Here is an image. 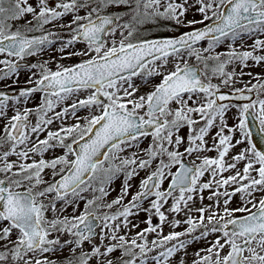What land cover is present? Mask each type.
Instances as JSON below:
<instances>
[{
	"label": "snow or ice",
	"instance_id": "snow-or-ice-1",
	"mask_svg": "<svg viewBox=\"0 0 264 264\" xmlns=\"http://www.w3.org/2000/svg\"><path fill=\"white\" fill-rule=\"evenodd\" d=\"M121 5L129 11L106 14ZM192 9L200 19H187ZM161 22L191 31L144 38L142 26ZM57 44L62 60L79 62L32 63L29 87L0 92V264H171L212 234L193 264H264V150L252 131L264 141V78L242 80L249 61L264 62V0H0V80ZM55 149L62 154L46 158ZM237 194L240 205L229 207ZM141 213L148 226L130 238ZM167 213H185L183 232L163 235L166 223L181 225Z\"/></svg>",
	"mask_w": 264,
	"mask_h": 264
},
{
	"label": "rangeland",
	"instance_id": "rangeland-1",
	"mask_svg": "<svg viewBox=\"0 0 264 264\" xmlns=\"http://www.w3.org/2000/svg\"><path fill=\"white\" fill-rule=\"evenodd\" d=\"M54 1V2H58V0H50ZM30 3L33 4V6H35V4L37 3V0H29ZM129 11L128 8H126L125 6L121 5L119 7L117 6H110L108 9H106V14H111V15H122L125 14ZM80 15H85V11H81L79 13ZM31 16L26 17L25 19H22L21 21L15 22L13 24V28L15 29L16 27H22L27 20H30ZM130 19V16L125 15L124 16V20L121 21V23H123L125 20ZM187 19L191 20V19H200V16L198 13L195 12V9H192L189 11V13L187 14ZM71 20V16H67L65 18H63V20H61L59 23H69ZM200 25H197V27H199ZM46 30H52V31H56L58 33H60L61 35L66 36L67 35V29H61L58 26L54 27L53 25H48L46 26ZM186 30H190V28H185V27H177L175 24L171 23V22H161L160 24H153V23H149L146 24L144 26L141 27V32L144 36V38L146 39H150V38H154V37H171V36H175L178 35ZM41 33L39 32H35V33H30V35H40ZM118 38V37H117ZM252 43L251 40L246 41L245 47L242 48L241 50H246L247 49V45H250ZM206 46V45H205ZM59 47V45H55L51 48V50L45 51L43 53H41L38 57H28L26 58L24 61L29 62V63H37V62H47L48 65L55 70L56 68V64L60 63L63 64L65 66H69L75 63L79 62V58L73 57L70 59H61V54L57 51V48ZM83 47V45H76V48L79 49ZM237 47H239V44L237 45ZM227 46H222L221 48L217 49V51L219 52H226ZM257 55H264V53H256ZM66 55V54H65ZM2 67V66H0ZM233 67H235V70L237 73H239L241 71V68L239 65H230L229 68L227 69L228 71L233 70ZM31 69H20V71L18 72L17 76L14 78H10V79H6V80H0V91H19L25 87H28L30 85L27 84V80L28 77L31 75ZM244 72L246 73H251L252 76H248L245 75L242 77V80L246 83L249 80H252V77L254 76H259L261 78H264V62H262L259 65H256L254 62L249 61V67L244 68L243 69ZM238 79H240L238 77ZM214 83H219L218 80H214ZM253 83H255V80H252ZM137 83H140L139 81H137ZM236 87H242L243 85L241 83H237L235 85ZM223 89H227V88H223ZM149 89L146 87H142L141 91L139 94H143L144 92L148 91ZM228 90V89H227ZM40 102V94H34L33 97L29 100L28 104L26 105L29 108H35ZM24 105H22L21 107H23ZM60 109H57V111H59ZM13 114L12 110L10 109L8 111V116H11ZM85 113L82 111L80 113V115H84ZM33 120V123L35 122V117L33 116L31 118ZM74 121L69 118L66 123L67 124H71ZM233 120H232V113L228 114V123L229 125L233 124ZM6 124V120L0 119V130L3 129L4 125ZM60 125L59 121H56L53 123V125L50 126V130H57L58 127ZM187 129H183L181 131V135H184L186 137L187 135ZM46 135V133H45ZM41 139L44 138V135H42L40 137ZM239 138V137H237ZM148 145V141H145L143 147H147ZM245 147V145H239L238 147H236L235 149L232 150V152L230 153V155H235L237 154L239 151H241L243 148ZM181 151H183V149H181ZM62 154L60 149H55L52 150L51 152L46 154V158H51L52 156L55 155H59ZM207 155L209 156H215L216 153L215 152H210L207 153ZM240 167L242 168L243 165L241 164ZM231 173H225V175H230ZM144 176V173H141V177ZM141 177H137L132 183L134 185L133 187V191L136 190V186H138L139 184V179ZM205 179H207V176L205 177ZM120 186H121V179H118L116 181H114L113 185H112V190H111V195L107 198L108 201L110 202L112 199H114L120 190ZM167 185L165 184V187ZM231 190V189H229ZM204 201H203V205H211L213 203V201L208 199V196L211 195L210 192L206 191L204 192ZM223 198H221V203H222ZM171 203V201H169V204ZM241 201H240V197L239 194H237L235 197H233L232 199V203L229 205V207L235 208L238 207L240 205ZM168 206L166 205L165 208H167ZM192 211L190 213H188V215H191L193 217L198 216V213L195 211L196 208L201 207V202L199 201V199H197L192 205ZM113 211H115V209H113ZM168 215V219L169 221L172 220H179L181 221V225L179 227L173 228L172 225L170 223H166L163 227V235H168L170 232L172 231H176V232H183L185 230V228L187 227L186 224L183 223V221L187 218V216L185 215V213H181L179 215H175L172 213H167ZM147 217L145 216V214L141 213L140 216L132 218L133 219V223L139 225L138 228H133L131 230V232L129 233V237L131 238L132 236H135V234L137 232H139L140 230H142L143 228L147 227L148 225L144 223V220ZM158 218L157 217H153V223H158ZM127 231V230H125ZM123 234V232L121 233ZM193 235H199V233H194ZM153 238H155V234H150L148 239L149 241H151ZM216 238V234H212L210 235L207 240H193V242L187 247L185 252L180 253L179 255L175 256L172 258V262L171 264H180V261L182 260L184 262V264H193V261L196 259V253L198 251H200L201 249H205L207 247H209V241H213ZM85 247H88V245H85ZM68 255L67 250H65L64 253L59 254L57 257H55V259L62 260L65 256ZM117 255H119V253H117Z\"/></svg>",
	"mask_w": 264,
	"mask_h": 264
},
{
	"label": "water",
	"instance_id": "water-1",
	"mask_svg": "<svg viewBox=\"0 0 264 264\" xmlns=\"http://www.w3.org/2000/svg\"><path fill=\"white\" fill-rule=\"evenodd\" d=\"M25 65H26V63H21V66H25ZM222 91L228 92L229 90H222ZM8 93H11V92H8ZM252 131H253V134H254L253 142L257 143V146H258L259 149L264 150V141L260 140V135L258 133L257 127L253 126Z\"/></svg>",
	"mask_w": 264,
	"mask_h": 264
},
{
	"label": "flooded vegetation",
	"instance_id": "flooded-vegetation-1",
	"mask_svg": "<svg viewBox=\"0 0 264 264\" xmlns=\"http://www.w3.org/2000/svg\"><path fill=\"white\" fill-rule=\"evenodd\" d=\"M29 67H27V69H28ZM30 69V68H29Z\"/></svg>",
	"mask_w": 264,
	"mask_h": 264
}]
</instances>
